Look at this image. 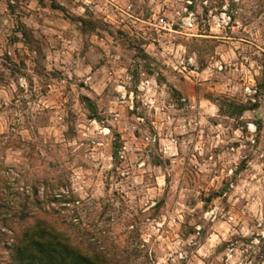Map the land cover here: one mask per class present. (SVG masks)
Segmentation results:
<instances>
[{"label":"clouds","instance_id":"obj_1","mask_svg":"<svg viewBox=\"0 0 264 264\" xmlns=\"http://www.w3.org/2000/svg\"><path fill=\"white\" fill-rule=\"evenodd\" d=\"M0 264H264V0H0Z\"/></svg>","mask_w":264,"mask_h":264}]
</instances>
